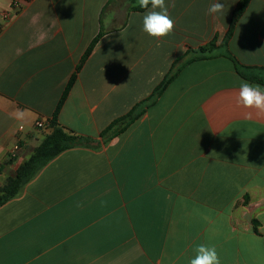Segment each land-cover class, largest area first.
Listing matches in <instances>:
<instances>
[{
  "label": "crops",
  "instance_id": "1",
  "mask_svg": "<svg viewBox=\"0 0 264 264\" xmlns=\"http://www.w3.org/2000/svg\"><path fill=\"white\" fill-rule=\"evenodd\" d=\"M240 1L209 14L217 0H165L175 28L156 40L137 0H0V189L53 133L74 77L57 124L93 140L0 206V264H189L202 243L221 264H264V117L235 105L241 80L264 87L235 64L264 82V0L221 47ZM215 37L213 56L187 60Z\"/></svg>",
  "mask_w": 264,
  "mask_h": 264
},
{
  "label": "trees",
  "instance_id": "2",
  "mask_svg": "<svg viewBox=\"0 0 264 264\" xmlns=\"http://www.w3.org/2000/svg\"><path fill=\"white\" fill-rule=\"evenodd\" d=\"M249 3L250 0H241L239 2L236 10L234 11L230 29L225 37V44H227L228 40L232 37L235 26L238 20L240 19V17L244 14ZM139 9L144 10L141 8ZM98 40L99 38H96L92 42L91 46L85 53L83 59H86L91 54ZM205 52L206 50L204 48H201L199 52L200 57H202V54H205ZM235 64H236V69L241 76H243L244 78L250 81L260 82L264 84V82L258 79L257 77L251 76L247 72L248 68L247 70H245V68L240 67L237 62ZM175 75L176 73H171L170 75H168L165 78V80L156 88L152 97H150L149 99H147L142 103L137 104L132 109V111L128 113V115L122 117L121 119L116 120L101 135L106 139H110L112 137H115L119 133L123 132L129 125H131L133 122L139 119L146 112L147 107L150 106V103L153 101V99L156 96L160 95L166 89V87L169 85V83L172 81ZM74 82H75V77L69 83L58 105L57 111L54 115V119L51 122V126L54 128L53 133L48 137H46L45 140L42 142V144L37 149H35V152L30 157V159L20 166V168L17 171V175L15 177L9 178L4 184V186L0 189V206L5 204L9 200L15 198L16 196H18L22 191V189L24 188V186L28 182H30L45 165H47L52 159L57 157L60 153L75 146H83L88 144L89 139H86L85 137L79 135H75L73 133H69L65 131L62 127L58 126L57 124L58 113L62 105L64 104L71 88L73 87ZM145 104H147L146 108L140 110L141 106H144ZM121 122H124V126L123 127L119 126L117 129H114ZM112 129L114 130L112 131V133H110Z\"/></svg>",
  "mask_w": 264,
  "mask_h": 264
},
{
  "label": "clouds",
  "instance_id": "3",
  "mask_svg": "<svg viewBox=\"0 0 264 264\" xmlns=\"http://www.w3.org/2000/svg\"><path fill=\"white\" fill-rule=\"evenodd\" d=\"M141 9L147 10L143 15V31L153 39L160 40L172 34L175 22L170 16L165 0H137ZM149 6L150 9H149ZM224 5L217 2L210 5L209 14L222 12ZM235 105L245 109V117H264V87L241 80L239 91L235 97ZM189 264H221L220 256L215 246L199 244L195 247V256Z\"/></svg>",
  "mask_w": 264,
  "mask_h": 264
},
{
  "label": "rangeland",
  "instance_id": "4",
  "mask_svg": "<svg viewBox=\"0 0 264 264\" xmlns=\"http://www.w3.org/2000/svg\"><path fill=\"white\" fill-rule=\"evenodd\" d=\"M226 35H227V34H226ZM225 37H226V36H225ZM225 37H224V40L221 42V47H224V46H225ZM217 41H218V37H215L212 41H210V43H208L207 45H205V46L203 47V48L206 50V52H205V54H202V57H209V56H213V55L215 54V52H216V48H217V47H216V46H217V45H216V44H217ZM210 45H213V46H210ZM95 47H96V45H95ZM95 47H94V49H95ZM94 49H93V51H94ZM93 51H92V52H93ZM92 52H91V54H92ZM199 52H200V50H199L198 52H196V53L188 52V54H187V60H190V59H192V58H196V57H200V53H199ZM91 54H90V55H91ZM90 55H89V56H90ZM89 56H88L86 59H83V61H82V65L80 66V69H81V67L85 64V62L88 60ZM148 99H149V98H148ZM146 100H147V99H146ZM146 100H145V101H146ZM143 102H144V101H143ZM146 106H147V104H145L144 106H141L140 110H143L144 108H146ZM131 111H132V110H131ZM131 111H130V112H131ZM130 112H129V113H130ZM127 115H128V114H127ZM125 116H126V115H125ZM120 119H121V118H120ZM117 120H118V119H117ZM115 121H116V120H115ZM115 121H113L112 123H114ZM112 123H111V124H112ZM111 124H110V125H111ZM110 125H109V126H110ZM109 126H108V127H109ZM119 126H120V127H123V126H124V122L119 123L118 126H117L116 128H114V129H117ZM108 127H107V128H108ZM107 128H106V129H107ZM106 129H105V130H106ZM114 129H112V130L110 131V133H112V131H113ZM53 130H54V128H53ZM105 130H104V131H105ZM104 131H103V132H104ZM103 132H102V133H103ZM102 133H101V134H102ZM101 137L103 138V141H104L105 143L108 142V141H110L112 138H114V137H112V138H110V139H106V138H104L102 135H101ZM85 138H86V139H89L88 144H90V143L93 142L92 139L87 138V137H85ZM44 140H45V139H44ZM44 140H43V141H44ZM41 144H42V143H41ZM88 144H87V145H88ZM75 147H76V146H75ZM18 148H19V147H18ZM72 148H73V147H72ZM36 149H37V148H36ZM17 150H18V149H17ZM17 150H16V151H17ZM34 152H35V151H34ZM33 154H34V153H33ZM13 155H14V154H13ZM29 159H30V158H29ZM29 159H28V160H29ZM28 160H27V161H28Z\"/></svg>",
  "mask_w": 264,
  "mask_h": 264
},
{
  "label": "built area",
  "instance_id": "5",
  "mask_svg": "<svg viewBox=\"0 0 264 264\" xmlns=\"http://www.w3.org/2000/svg\"><path fill=\"white\" fill-rule=\"evenodd\" d=\"M0 26H1V22H0ZM36 126L38 127V128H42V127H44V123L42 122V121H38L37 123H36ZM18 149V148H17Z\"/></svg>",
  "mask_w": 264,
  "mask_h": 264
}]
</instances>
